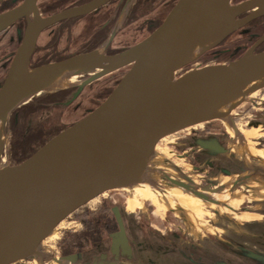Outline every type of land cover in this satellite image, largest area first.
I'll return each mask as SVG.
<instances>
[{"label":"water","instance_id":"water-1","mask_svg":"<svg viewBox=\"0 0 264 264\" xmlns=\"http://www.w3.org/2000/svg\"><path fill=\"white\" fill-rule=\"evenodd\" d=\"M107 1L90 0L41 16L37 0H22L0 12V33L18 19H26L0 86V264L43 263L40 245L78 208L110 190L139 183L155 185L153 176L162 173L152 172L150 163L165 136L214 119L227 121L239 136L231 112L264 88V50L254 52L253 47L227 62L185 68L237 28L264 16V0L236 4L231 0H176L150 34L118 53L103 52L107 40L92 50L29 67L42 29ZM262 40L264 34L258 42ZM124 67L108 95L88 114L22 161L9 164L3 160L5 126L18 106L42 92L73 88L62 103L65 106L86 84ZM82 75L78 83L53 90L62 79ZM162 175L171 185L207 202H212L208 192L218 191L209 186L198 191L190 181ZM243 177L264 182V174ZM118 224L119 232L110 244L115 257L119 251L130 254L120 219ZM80 259L76 254L51 261L77 264Z\"/></svg>","mask_w":264,"mask_h":264},{"label":"flooded vegetation","instance_id":"flooded-vegetation-1","mask_svg":"<svg viewBox=\"0 0 264 264\" xmlns=\"http://www.w3.org/2000/svg\"><path fill=\"white\" fill-rule=\"evenodd\" d=\"M21 1L22 0H2L0 2V12L16 6ZM89 1L90 0H37L36 4L40 15L48 16L69 8L80 6ZM241 1L243 0H231V3L236 4ZM175 2L176 0H132L131 3H128V0H109L84 14L59 20L46 26L39 33L29 60V67H36L48 62L64 59L77 53L92 50L107 40L108 43L103 52L107 55L118 53L150 34L162 22ZM249 12L250 11L241 14L238 18L246 16ZM25 24L26 19L22 17L8 29L1 32L0 35L10 28L15 27L18 35L17 37L20 39ZM242 33H248L250 35L243 43H241L243 39ZM263 34L264 16H260L249 21L244 26L237 28L217 46L210 49L209 51L218 49L216 53H213V62L222 63L236 59L251 47H253L254 52L264 50V40L258 42ZM42 38L45 40L43 39L41 43ZM229 40L230 46H225V43ZM15 49L8 51V53L4 52V54L0 56V86L7 75L9 63ZM126 68L127 67H124L115 71L120 72V75L115 78L111 85H108L110 87H107V91L103 92L101 95L94 94V99L85 104L83 108L80 109L81 111L79 113L72 114L66 120L62 121L63 126L51 135V137L88 114L108 95L109 91L116 84ZM83 76L84 75L81 77ZM90 83L86 84L82 90ZM72 90L73 88H70L68 92L63 95L57 94V92L52 94H46L45 92L39 93L36 95L37 97L34 101L36 103L35 107L37 109V107H43V105H45V108L49 109L60 108L64 106L62 103L68 99ZM82 90L80 93H82ZM101 92L102 91H100V93ZM78 95L67 104V107L77 99ZM26 107L27 105H24L22 110L20 109L21 111L18 110L14 112L12 115L14 119L13 123L10 120L12 117H9L5 126L8 142L2 155L8 162L12 160L8 156L10 154L11 131L16 125L15 117L17 118L19 114L22 115ZM231 116L234 126L240 134L239 136H236L234 131L233 133L231 132L232 128L227 121L223 122L214 119L194 124L167 135L157 143L156 148L161 149V151L165 148L177 149L179 152L176 154L175 150H172L176 156L175 159L177 162L186 160L184 165H189L191 168L187 167L186 174L189 176L193 175L190 171H198V169L201 168L203 175H199V177L202 183L198 186L192 184L195 190L199 191L202 187L209 186L212 189H218L216 192L218 193L224 191L223 187H227V189L232 192V197L235 198L237 203L235 208L231 205H226V207L232 208L233 210L238 209L237 211L242 214V209L244 211L250 209L248 205L242 203H252V200L248 199L249 191L245 188L246 183L244 186L241 184L244 179L242 171H244L245 168H237L241 173L239 175L243 178L238 177V175L233 178L234 175L232 171L235 169H233V163L234 161L243 162L247 168L249 160H256L252 152L264 149V88L251 94L242 104L231 112ZM57 125L53 127L50 126V129L57 127ZM48 128L49 127L38 126L36 130L44 134L41 133L36 135L32 150L20 161L27 158L51 138H46L48 131H44V129L48 130ZM249 129H252V131L250 130V133L252 132L250 137L258 140V146L253 147L249 144L246 145L247 142L244 140V135ZM253 133L255 135H253ZM231 141L239 142L241 145L239 147L240 155L238 158L232 154L229 155V144ZM200 143H202L204 147L200 146ZM181 146H185L183 151L181 150ZM212 146L215 149L214 152ZM219 150H221V152H218ZM17 158L20 157L18 156ZM198 159L203 160V165L200 166L195 164ZM259 159L264 163V160L261 158ZM225 162L227 164L226 167L223 166ZM250 166L251 164L249 167ZM203 167L204 169H202ZM176 175L179 176L181 173H177ZM174 178L176 179V176ZM222 178H229L230 182L225 185L221 184L220 179ZM113 191H115V189L107 192L111 193ZM234 191H238L240 194H236ZM233 193H235V195ZM245 193H248V195L246 196ZM105 194L106 192L90 200L60 223L61 226V224L67 220V232L72 233L71 230H73V232L79 234L81 241L78 247L76 246L73 250L66 252L63 251L60 244L54 243L58 249H52L53 251L51 253L53 257L80 254L81 259L77 264H264V241H257L254 237H251L252 240L250 242H243L241 240L227 242L224 239H220L221 241H219L218 248L224 250L225 253H222L226 255L217 257L215 253H212V248L208 240L205 238L202 240L198 238V242H195L193 241V237L188 235V233H184L180 227L175 229L164 224L162 226L142 225L137 228L130 226L125 220L121 207L117 204L107 206L103 202L95 203L98 198L105 196ZM208 195L210 196L213 194L208 192ZM127 200L128 199H126V202ZM261 200L263 201L264 199H260L259 201ZM90 206H95V208L88 210ZM262 206L264 207V203ZM83 209L87 214H92L94 217L98 218V222L100 223L99 226H97L98 230L96 229L91 235H87L88 233L86 234V232L91 231V228L85 221L82 222L84 224H80V229H76L77 224L73 225L75 221L71 220L70 222L68 220L72 215L74 216L78 210ZM148 209L150 212L152 211L151 208ZM260 216L261 219L257 220L258 223L264 222V211ZM146 217L143 216L144 219H146ZM119 219L123 225L124 236L127 238L130 246V254L128 255L125 252L119 251L115 257L110 248V244L119 232ZM261 230L264 231V228ZM222 233L225 234V232ZM104 244L106 245L105 247H103ZM229 250L231 251V257H228L229 255L227 254ZM13 264L34 263L31 260H22Z\"/></svg>","mask_w":264,"mask_h":264},{"label":"rangeland","instance_id":"rangeland-1","mask_svg":"<svg viewBox=\"0 0 264 264\" xmlns=\"http://www.w3.org/2000/svg\"><path fill=\"white\" fill-rule=\"evenodd\" d=\"M241 35L243 38L241 43L250 37L248 33H242ZM17 36L15 27L10 28L0 35V56L3 55L4 52L8 53V51H12L16 48L20 41ZM43 39L44 38L41 39V43L43 42ZM229 44L230 40L225 43V46H228ZM217 51L218 49L205 53L201 58L197 59L185 68L214 63L213 53H216ZM119 75L120 72H114L92 81V83L86 86L82 90V93L78 95L77 99L74 100V102L68 107L65 105L60 108L49 109L45 108L46 106L43 105V107L39 106L36 109V103L34 101L37 96H33V99H29L20 105V107L18 106L17 111L20 109L22 110V107L27 105L23 114H19L17 118L15 117L16 125L21 128V135L16 137V130L13 128L11 131L10 154L8 156L12 160L11 162H8L6 158H4V160L9 164L20 161L30 150H32L36 135L42 133L41 131L36 130L38 126L46 128L49 127L48 130L44 129V131H48V134H46V138L48 139L51 135L58 131L61 126H63L62 121L66 120L72 114L79 113L81 111L80 109L83 108L85 104L94 99V94L101 95L103 92H106L107 87H110L108 85H111L115 78ZM73 78H77V80H79L82 77L76 76ZM100 91L102 92L100 93ZM45 93L52 94L55 92ZM12 113L9 117H12L10 120L13 123L14 119L13 116H11L13 115ZM55 125H57V127L50 129V126L53 127ZM250 130L252 131V129H249V131H247L244 135V140L247 142L246 145L249 144L253 147L258 146V140L250 137L252 133H250ZM253 135L255 134L253 133ZM240 146L239 142L231 141L229 144V155L232 154L238 158L240 155ZM184 147L185 146H181L182 151L184 150ZM17 148L19 149L18 152H16L18 150ZM172 150H175V154L179 152L174 148H165L163 151L156 148L155 155L150 163L152 172H161L162 174L168 173L173 178L176 176V179L179 181H190L195 186L201 184L202 181H200L199 177V175H203L201 168L198 169V171H190L193 175L189 176L186 173L187 167H190L189 165H184L186 160L177 162L175 159L176 156ZM252 155L255 156L256 160H249L247 168L243 162L234 161L233 169H235L232 171V174L234 175L233 178L237 177V175L238 177H241L239 175L241 173L237 170V168L241 167L245 168V171H242V175L244 176L264 174V163H262L259 159L261 158L264 160V149L252 152ZM18 156L20 158H17ZM2 157L4 156L2 155ZM202 161V159H198L195 164L201 166L203 165ZM250 164L251 166L249 167ZM223 166H227L226 162ZM202 169H204V167ZM177 173H181V175L177 176ZM162 174L161 177L160 175L157 177L153 176L154 179L156 178L155 185L147 183L145 186L137 185L128 188H118L111 193L106 192L105 196L98 198L95 203L103 202L107 206L117 204L121 207V211L124 213L127 224L132 227L137 228L142 225L162 226L164 224L175 229L180 227L184 233H188V235L192 236L193 241L195 242H198V238H201V240L205 238L210 242V246L212 248L211 251L212 253H215V256L217 257H223L226 255L222 253H225L224 250L218 248L219 241H221L220 239H224L227 242H234L235 240L250 242L252 240L251 237H254L257 241H264V231L261 230L264 228V222H257L258 219H261L260 215L264 211V207L262 206L264 200L259 201L260 199H264L263 181H248L246 178L242 180L241 184L244 186L246 183L245 188L249 191L248 199L252 200V203H242L248 205L250 209L248 211H244L242 209L241 212L243 213L240 214L237 211L238 209L233 210L232 208L226 207V205H231L235 208L237 203L235 198L232 197V192L229 191L227 187H223L224 191L222 192L214 193V196L210 195L212 202H207L193 196L186 189L171 185L166 180H163ZM229 182V178L220 179L221 184L225 185ZM234 192L236 194H240L238 191ZM235 193L233 194L235 195ZM131 195L137 200V203L135 204L136 206L134 207L129 206L127 203L128 200L126 202V199H128ZM245 195L247 196L248 193H245ZM93 208H95V206H90L88 210ZM148 208H151L152 211L150 212ZM90 216H92V214H87L83 209L78 210V212H76L74 216L72 215L68 220L70 222L71 220H74L75 222L73 225L77 224L76 229H80L81 225L84 224L82 222L85 221L87 223ZM143 216H147L146 219H144ZM67 224V220H65L61 226L59 224L50 236L40 245V250L42 254L45 255L44 261H51L53 257L51 252L58 249L54 243L59 244L62 233L68 231L66 228ZM71 231L72 233H75L73 230ZM222 232H225V234ZM105 246L106 245L104 244L103 247ZM227 254L229 255H227L228 257H231L230 250L227 251ZM31 261L34 263L33 260Z\"/></svg>","mask_w":264,"mask_h":264},{"label":"trees","instance_id":"trees-1","mask_svg":"<svg viewBox=\"0 0 264 264\" xmlns=\"http://www.w3.org/2000/svg\"><path fill=\"white\" fill-rule=\"evenodd\" d=\"M66 92H68V90H61V91H58L57 94L63 95ZM33 98L34 97H31L30 99H33ZM17 109H18V107L13 111V113L16 112ZM14 128L16 130V132H15L16 137L20 136L21 135V128L18 125H15ZM18 151H19V149L16 152H18ZM86 224L88 226H90V228H91V231L86 232V234L88 233L87 235H91L92 233H94L96 231L97 226H99L100 223L98 222V218H96V217H94V215H92L88 218V222ZM80 241H81V238H80L79 234L71 233V232H64V233H62V235L60 237L59 244L61 245V248L63 249V251L66 252V251L73 250L76 246L78 247Z\"/></svg>","mask_w":264,"mask_h":264},{"label":"bare ground","instance_id":"bare-ground-1","mask_svg":"<svg viewBox=\"0 0 264 264\" xmlns=\"http://www.w3.org/2000/svg\"><path fill=\"white\" fill-rule=\"evenodd\" d=\"M78 82H79V80H77V78L76 79L75 78H70V79L64 78V79H62L60 81L59 85L56 86L53 90L58 89V88L65 87L69 83L70 84H73V83H78ZM231 132L233 133V130ZM146 184L147 183H139V184H134V185H131V186H137V185H139V186L140 185L141 186H145ZM131 186H127V187H123V188H128V187H131ZM127 203L129 204L130 207H134V206H136L135 204L137 203V200L131 195V196L128 197V202ZM36 264H59V263H56L54 261H44L43 263H40V262L37 261ZM62 264H71V263H69V262L66 261V262H63Z\"/></svg>","mask_w":264,"mask_h":264}]
</instances>
